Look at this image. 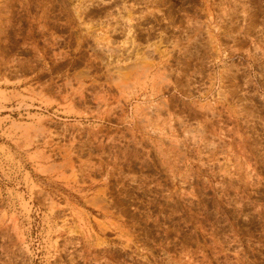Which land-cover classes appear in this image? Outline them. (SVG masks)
Segmentation results:
<instances>
[{
    "label": "rangeland",
    "instance_id": "374dc122",
    "mask_svg": "<svg viewBox=\"0 0 264 264\" xmlns=\"http://www.w3.org/2000/svg\"><path fill=\"white\" fill-rule=\"evenodd\" d=\"M0 264H264V0H0Z\"/></svg>",
    "mask_w": 264,
    "mask_h": 264
}]
</instances>
